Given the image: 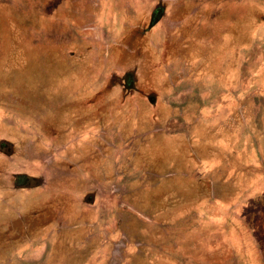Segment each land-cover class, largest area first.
Wrapping results in <instances>:
<instances>
[{
  "label": "rangeland",
  "instance_id": "obj_1",
  "mask_svg": "<svg viewBox=\"0 0 264 264\" xmlns=\"http://www.w3.org/2000/svg\"><path fill=\"white\" fill-rule=\"evenodd\" d=\"M73 121H97L93 203ZM2 139L0 206L37 176L70 233L0 228V264H264V0H0Z\"/></svg>",
  "mask_w": 264,
  "mask_h": 264
},
{
  "label": "flooded vegetation",
  "instance_id": "obj_2",
  "mask_svg": "<svg viewBox=\"0 0 264 264\" xmlns=\"http://www.w3.org/2000/svg\"><path fill=\"white\" fill-rule=\"evenodd\" d=\"M151 22L157 23L158 20L157 18L155 19L154 16H151ZM122 78H123V83H125V87L128 86L126 85L129 83L127 79L128 78L127 74L124 75ZM64 122L65 121H61V123ZM73 122L74 123H72L71 130H68V132L66 134L64 133L63 136V141L65 142L73 141V143H69V145L66 146L68 148L67 155H70L73 158H77L76 162L78 163V165L73 168V171L76 174L74 178L75 187L73 189L76 197L73 196L74 198L73 200H77L73 204L81 205L82 200L84 201L89 200L92 201L93 203L97 198V193L95 192V184L91 178L95 171L93 170V168H88L91 161L85 160L86 157L80 153H77L76 149H78V151L81 153L82 151L88 154L91 153L93 148L92 142L94 141V135L92 134V131H90L88 134L87 133L85 134L88 140L90 141L89 145L86 147H82L80 141L84 136L82 135L80 136V133L78 134L77 129L78 131H83V130L89 131L93 128V126L97 124V121L94 122L84 121L83 129H81V127L78 126V122L80 123V121H73ZM87 138L85 137V139ZM0 147H1L0 152L4 153L3 148L7 147V145L0 142ZM38 179L39 178L37 176H33L29 174H22V173L16 174L14 175V182L12 187L11 188L6 187L7 188L6 190H10L14 196L21 195L22 192H25L23 193V195L26 196V198L23 200L25 204H16L14 206L15 208L12 207L10 211L14 214L13 219L9 221L8 225L4 229H7L6 232L11 235L14 234L19 236L20 239L21 237H24L20 240V243L26 245H28V242H30L32 236H37L38 238L39 237L42 238L45 235L47 236L49 234L50 229L52 228L54 229L55 232L53 236L56 239L61 237L59 235H62L63 233H70V231L60 232V230H58L60 229L59 228L60 222L55 218V216H50V214L48 213V208H49L48 206L50 205L49 200H51L52 203L51 205L54 204L59 205L63 203L64 201L63 196L65 194L62 188L57 186L53 188L51 191L48 189L44 191ZM1 187L2 186H0V188ZM17 210H20V212L18 213ZM91 211L85 210L81 218L87 217ZM80 212L81 210L79 209V215L81 214ZM75 214H74V218L76 219L77 215ZM26 217H28L31 221L25 219ZM24 228H26V230ZM87 230L84 229L85 232ZM77 231H79L78 228L75 229L74 233ZM81 233L82 232H79V234ZM79 238H80L79 236H76L75 240ZM18 239H16V243H19L17 242ZM33 249H35V247Z\"/></svg>",
  "mask_w": 264,
  "mask_h": 264
},
{
  "label": "trees",
  "instance_id": "obj_3",
  "mask_svg": "<svg viewBox=\"0 0 264 264\" xmlns=\"http://www.w3.org/2000/svg\"><path fill=\"white\" fill-rule=\"evenodd\" d=\"M0 142L1 143H4V144H11L8 140H6V139H2V140H0ZM1 203H3V201H2V199H1ZM12 214V212L10 211V209H8V208H6V207H2V206H0V218L2 219V217L3 216H5V217H9V215H10V217L12 216L11 215ZM8 225V224H7ZM7 225H4V224H2V223H0V228H2V229H4ZM11 243H14V242H12L11 241ZM0 244H1V242H0ZM9 247H11V245H9ZM13 247V246H12ZM6 250L5 249H3V250H1L0 251V254H1V256L2 255H4L6 252H5Z\"/></svg>",
  "mask_w": 264,
  "mask_h": 264
}]
</instances>
